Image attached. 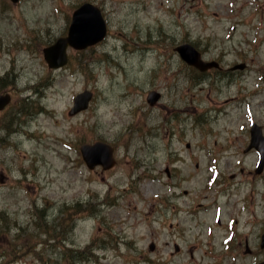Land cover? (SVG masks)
Segmentation results:
<instances>
[{"label":"rangeland","instance_id":"obj_1","mask_svg":"<svg viewBox=\"0 0 264 264\" xmlns=\"http://www.w3.org/2000/svg\"><path fill=\"white\" fill-rule=\"evenodd\" d=\"M83 1L101 7L109 35L69 47L70 63L49 69L43 48L66 34ZM183 42L223 69L187 66L174 51ZM240 62L244 70H228ZM85 88L93 99L70 116ZM151 90L162 95L153 105ZM5 91L0 264L264 258V171L255 172L257 151L245 150L251 123L264 133V0H0ZM95 140L116 148L110 171L79 159V144Z\"/></svg>","mask_w":264,"mask_h":264},{"label":"water","instance_id":"obj_2","mask_svg":"<svg viewBox=\"0 0 264 264\" xmlns=\"http://www.w3.org/2000/svg\"><path fill=\"white\" fill-rule=\"evenodd\" d=\"M15 1V0H14ZM106 34V23L98 7L90 2L83 3L73 13L72 22L65 37H60L56 42L44 49V57L50 67H58L66 63V48L68 45L82 49L100 41ZM181 58L187 63L196 66L200 70L216 65L214 62L203 61L200 53L190 44H181L176 47ZM242 68L243 65H236L234 68ZM159 97L155 91H151L147 100L153 104ZM91 92L84 91L74 98V106L70 114H74L88 105ZM9 101V95H0V108ZM255 146L261 152V158L257 171L260 172L264 165V136L259 126L254 124L251 128V143L248 148ZM82 157L89 168L101 164L104 169L114 164L112 157L113 148L105 142L98 141L93 144H82L80 146ZM261 246L264 247V234L262 235Z\"/></svg>","mask_w":264,"mask_h":264},{"label":"trees","instance_id":"obj_3","mask_svg":"<svg viewBox=\"0 0 264 264\" xmlns=\"http://www.w3.org/2000/svg\"><path fill=\"white\" fill-rule=\"evenodd\" d=\"M72 209L77 212V213H81L83 211H85V209H82L81 207L79 209H75L74 207H72Z\"/></svg>","mask_w":264,"mask_h":264}]
</instances>
